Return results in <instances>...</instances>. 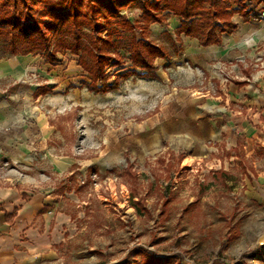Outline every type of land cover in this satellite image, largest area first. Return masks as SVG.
<instances>
[{"label":"rangeland","instance_id":"rangeland-1","mask_svg":"<svg viewBox=\"0 0 264 264\" xmlns=\"http://www.w3.org/2000/svg\"><path fill=\"white\" fill-rule=\"evenodd\" d=\"M141 2L120 15L139 23ZM263 11L264 3L257 17ZM258 20L256 35L264 36ZM178 26L171 15L150 26L147 41L165 57L148 78L129 60L139 31L113 24L123 63L107 71L108 84L135 74L105 94L88 91L89 76L69 51L51 65L39 55L10 56L0 43V107L18 119L8 130L18 136L25 125L35 137L22 163L0 157V183L45 191L70 217L66 232H58L63 240L48 236L51 253H32L23 264H134L142 250L181 264H264V120L255 123L264 88L241 98L252 103L246 111L227 88L237 71L217 77L186 64L184 42L195 39H177ZM90 33L83 30L82 43ZM263 60L250 58L258 67ZM38 88L46 91L36 96ZM38 116L54 130L48 139ZM67 158L77 163L59 172ZM257 247L254 257H242Z\"/></svg>","mask_w":264,"mask_h":264},{"label":"trees","instance_id":"trees-1","mask_svg":"<svg viewBox=\"0 0 264 264\" xmlns=\"http://www.w3.org/2000/svg\"><path fill=\"white\" fill-rule=\"evenodd\" d=\"M139 0H0V43L10 56H42L47 63L55 64L59 52L69 51L78 56V64L88 74V91L105 94L116 91L119 79L135 74L126 72L108 84L110 68L122 65L112 41V25L139 31L142 39H132L129 60L143 77L154 78L156 59H163L162 49L147 41L152 24H167L168 16L179 19L176 37L196 39L201 47L217 46L222 35H231L237 26L232 16L238 13L245 22L249 12L243 9L229 11L224 0H142L141 23L131 24L120 15L121 9ZM90 36L82 43L83 30ZM107 32L106 38L102 34ZM112 48V53L109 52ZM86 58L89 63L86 62ZM38 88L35 95L44 94ZM96 174V170L89 169ZM257 247L242 257H254ZM140 262L134 264H181L177 257H156L146 251H137ZM120 264H131L125 260Z\"/></svg>","mask_w":264,"mask_h":264},{"label":"crops","instance_id":"crops-1","mask_svg":"<svg viewBox=\"0 0 264 264\" xmlns=\"http://www.w3.org/2000/svg\"><path fill=\"white\" fill-rule=\"evenodd\" d=\"M224 1L229 11L238 12L243 9L249 12L250 20L245 22L238 13L234 14L231 20L237 29L231 35H222L221 43L217 46L204 48L196 39L195 43L184 42L183 60L186 64L190 63L207 73H214L217 77L237 71V76L230 77L232 80L227 88L232 86L235 90L233 101L239 102L245 106L246 111H250L252 103L249 104V101L245 102L241 98L244 99L249 90L264 88V60L259 64L260 67L250 62V58L264 57V36L256 35L260 32V21L255 13L263 6L264 0ZM180 38L182 40L184 37ZM257 43L260 44L259 47L256 46ZM256 67L258 69H253ZM0 109V157L22 163L33 150L30 137H35L25 125L18 136L12 130L9 131L8 127L18 119L6 104H2ZM262 120L264 112L256 118L255 123L262 124ZM35 122L43 138L48 139L53 134L54 130L47 127V121L41 116L36 117ZM242 124L245 125L244 122ZM241 127L245 129L244 126ZM76 163L75 159L67 158L56 169L68 173ZM29 182L34 183L32 180ZM28 188L29 186L18 188L11 183H0V264H23L32 253L50 254L51 243L48 236L53 234L61 241L63 238H60L59 230L65 233V229L70 226V217L56 211L52 195Z\"/></svg>","mask_w":264,"mask_h":264},{"label":"built area","instance_id":"built-area-1","mask_svg":"<svg viewBox=\"0 0 264 264\" xmlns=\"http://www.w3.org/2000/svg\"><path fill=\"white\" fill-rule=\"evenodd\" d=\"M258 19H264V11L258 16Z\"/></svg>","mask_w":264,"mask_h":264}]
</instances>
